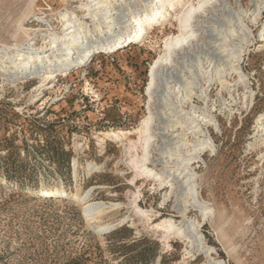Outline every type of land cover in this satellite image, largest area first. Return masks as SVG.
Returning a JSON list of instances; mask_svg holds the SVG:
<instances>
[{"label":"rangeland","instance_id":"374dc122","mask_svg":"<svg viewBox=\"0 0 264 264\" xmlns=\"http://www.w3.org/2000/svg\"><path fill=\"white\" fill-rule=\"evenodd\" d=\"M65 1L34 0L33 15L40 18H31L25 27L36 36L43 33L40 21ZM226 1L253 9L251 0ZM29 3L0 0V47L26 42L17 30ZM258 25L253 27L256 38L264 14ZM175 33L168 24L158 25L143 42L124 39L56 75L38 74L24 83L0 74V264H209L188 241L173 237L169 246L162 239L157 226L173 219L180 227L183 218L177 209L184 203L176 201L169 186L138 174L124 147L108 136L130 130L137 139L136 130L148 115L150 66L158 59V46ZM35 42L39 47L40 36L31 44ZM260 45H252L243 62L255 93L254 108L238 110L234 104L230 114L221 107L214 85L211 99L221 129L209 130L217 154L207 153L206 165H194L203 177L202 197L216 211L215 224L206 221L200 230L205 242L217 250L213 257L227 264H264V147L256 151L250 147L257 118L264 113ZM46 79L51 88L39 91V83ZM243 93V87L234 92L238 102ZM222 96L226 103L232 102L227 92ZM153 149L149 165L159 172L162 167L153 164L159 154ZM94 165L100 171L93 170ZM42 184L44 188L39 187ZM83 193H90L94 202L107 203L103 207L111 202L121 207L108 210L103 218L88 219L83 205L72 199ZM134 194L150 221L134 209ZM187 207L189 218L202 220L198 210ZM224 221L229 223L221 230ZM101 224L114 226L102 232L89 226ZM229 239L236 248L232 256L223 249L231 245Z\"/></svg>","mask_w":264,"mask_h":264},{"label":"bare ground","instance_id":"6f19581e","mask_svg":"<svg viewBox=\"0 0 264 264\" xmlns=\"http://www.w3.org/2000/svg\"><path fill=\"white\" fill-rule=\"evenodd\" d=\"M95 1H97L96 4L88 2L95 8L84 5L86 7L84 8L85 12L95 15V18H99L98 16L102 14L100 16L101 22L111 21L119 30L115 31L113 28L103 27L104 23L101 22L99 24L94 23V28L88 30L90 40L86 46L89 49L95 47L102 50L107 49L114 44L118 46L123 43L124 39L130 38L135 42L138 41L136 43L143 42L157 30L158 25L168 24L176 29L177 33L167 36L163 45L158 46L160 48L158 59L150 66V81L146 89V95L149 98L148 115L136 130L137 139L132 138L133 132L130 130H121L117 133L108 134V136L111 137L112 141L124 147L129 162L138 174L145 178H152L161 187L169 186L171 193L176 196V201L184 203V208L177 209L183 218L180 227L173 219L164 220L162 225L157 226L162 232V239L170 246V240L173 237H179L191 243L194 251L203 252L209 264H227L225 260L213 257L217 250L205 242V237L200 230L206 221H210L212 225L215 224L216 211L213 204L205 201L202 197L203 177L199 176L200 174L196 172L194 165L199 163L206 165L205 156L207 153L210 156L217 154L216 142L209 130L210 127L215 130L221 129L220 122L215 115V101L211 99V91L214 85L219 88L217 94L221 107L228 109L230 114L234 111L231 109L234 104L238 106V110H251L255 106V93L250 88L243 62L252 45L261 42L262 45L259 46V49L264 48V25L260 30L259 38H256L253 30V27L259 26L258 24L263 17L264 0H251L252 10L246 9L242 4L230 5L226 0ZM29 4L28 11L22 15L17 30V34L22 33L26 42L0 47V74L3 75L2 77L5 73H9V67L15 69L14 71L20 70L21 65L16 62L19 56L29 54L31 58H35V56L46 55V52L41 48H39V53H37L38 49H33L36 51L33 54L28 50L32 48L28 47L32 45L31 42L39 36L46 35L43 40H50L52 43L61 39L66 40L56 33H39L36 36V31L27 29L25 23L31 18L39 17L38 14L33 15L34 0H31ZM62 7L68 12L69 2L66 0L61 5ZM61 8L50 14V17L61 18L65 23L77 20L73 13L56 16L60 14ZM110 9L116 15L107 16L105 12L110 11ZM125 12L129 13L128 18L124 16ZM81 23V31H85L86 26H84V22ZM94 34L103 36L105 42L95 43L96 40L92 38ZM78 37L79 31L72 38L73 44L78 42ZM256 39L259 41L257 42ZM72 45L66 47L71 49ZM80 49H82V53L84 48ZM85 55L84 52L80 58H84ZM53 58L56 61L60 60V56L53 55ZM84 61L82 59L81 62ZM69 64L68 61H60L59 65L64 67ZM27 68L25 65L24 69ZM7 78L4 77L5 80H8ZM21 81L27 82V77H23ZM47 81L46 79L40 82L37 89L40 91L44 88H51L48 87L51 82ZM239 87L244 88L243 99L240 102L234 97V92H238ZM223 92L230 95L233 103H226L222 96ZM256 124L257 134L255 141L250 145L251 149L255 151L264 147V113L257 118ZM100 142L104 143L105 139ZM152 149L159 154L153 160V164L162 167L159 172L149 165L154 158L151 154ZM93 168L95 171H100V167L97 165H94ZM75 172L77 174V170ZM39 187L44 188L45 185L42 184ZM140 194L141 192L138 195ZM138 195L134 194L133 207L141 218L148 217L150 221L149 213L142 210L138 205ZM72 199L83 205L86 218L91 220L103 218L106 212H109L108 210H117L121 207V203L113 202L108 203L110 206L103 207L107 203L92 201L90 193L72 196ZM187 206H192L198 210L202 220L189 218ZM228 223L229 221H224L221 230L227 227ZM89 226L92 230L102 232L114 224ZM215 230L218 232L216 228ZM232 240L229 239L231 245H224L222 242L223 249L229 256H232L236 249Z\"/></svg>","mask_w":264,"mask_h":264},{"label":"built area","instance_id":"2783aa9c","mask_svg":"<svg viewBox=\"0 0 264 264\" xmlns=\"http://www.w3.org/2000/svg\"><path fill=\"white\" fill-rule=\"evenodd\" d=\"M69 2V10L67 12V10H65L63 7L61 8V12L58 15H68L69 13H73V16H75V18L78 20H74V21H70V22H66L62 21L61 18L56 19V18H51L50 14H47V16L43 17V20L40 21V23L43 24V27H41V31H43V33H56L59 34V36H62V38H65L67 41V43H65V41H63L61 38V40L55 41V43H52V41L50 40H42L43 38L46 37V35H41L40 39H41V44L39 47L35 48V43H33L32 45L28 46L30 49L32 54L33 52L36 53V51H34L33 49H38L37 53H39V48L43 49L44 52H46V55H42L41 57H36L35 58H31V56L28 55H24V56H19V58L16 60V62H19V64L21 65L20 70H16L15 69L9 67V73H5L4 75L9 77V81L12 80H17V79H22L23 77H27V80L30 78H33L35 76H37L38 74L41 75L42 77L45 75H56V73L58 71H61L63 69H67L73 66H76L78 64L81 63L82 59H85L86 57H89V55L94 54L96 52H100L102 49L101 48H87V44L89 43V29H93L94 28V23L99 24L101 22L100 20V16H98L99 18H95V15L93 14H87V12H85L84 5H89V3L91 4H96L97 1H93V0H67ZM89 3H88V2ZM89 8H92V5H89ZM95 8V7H93ZM60 9V7H59ZM88 9V8H87ZM98 11V10H96ZM83 13H85L83 15ZM107 16H113L116 15L114 13V11L112 9H110V11L105 12ZM104 13V14H105ZM122 14V13H121ZM124 15V14H123ZM124 16H126L127 18L130 16L129 13L127 12V15L125 14ZM94 21H92V20ZM81 22H84V26H86L85 31H81V27L80 24H82ZM101 23H104L103 27H110L111 29L113 28V30L115 29V31L119 30V28L117 29V27L115 26V24L111 21H103ZM127 26V25H126ZM91 27V28H89ZM79 31V37H78V42L77 43H72V38L77 35V32ZM88 32V33H87ZM87 34V35H85ZM92 38L96 42H105L103 36H99L94 34L92 36ZM70 42V43H68ZM61 43H64L63 45ZM72 45V48L69 49L66 46L68 45ZM117 45V44H114ZM109 46L108 48H111L112 46ZM80 48H84L83 52L81 53ZM55 49H59V50H55ZM93 49V50H92ZM105 49V48H104ZM103 49V50H104ZM48 50V51H46ZM84 52L86 53L84 58H80V55H83ZM23 53V52H21ZM81 53V54H80ZM41 54V53H40ZM43 54V53H42ZM36 55V54H35ZM54 56H60V60H57L55 58H53ZM24 57V58H22ZM41 58L43 59L41 61ZM72 58V60H71ZM61 62H69L70 64L68 66H64L62 67L60 64ZM71 61V62H70ZM21 62V63H20ZM30 62V63H27ZM32 63V64H31ZM27 66V69H24V66ZM30 65V66H29ZM45 68V69H43ZM49 71H53L52 73H50Z\"/></svg>","mask_w":264,"mask_h":264}]
</instances>
